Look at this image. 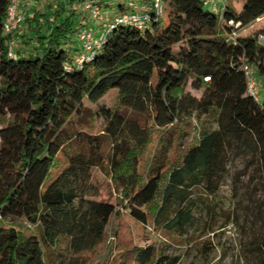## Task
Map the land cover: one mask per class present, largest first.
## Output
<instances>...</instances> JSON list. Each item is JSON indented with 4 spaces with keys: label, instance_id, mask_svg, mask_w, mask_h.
Here are the masks:
<instances>
[{
    "label": "trees",
    "instance_id": "1",
    "mask_svg": "<svg viewBox=\"0 0 264 264\" xmlns=\"http://www.w3.org/2000/svg\"><path fill=\"white\" fill-rule=\"evenodd\" d=\"M79 1L34 10L29 52L11 56L18 31L3 32L11 0H0V264H47L43 248L60 237L76 255L102 243L119 214L87 197L103 163L134 220L185 238L199 208L205 232L219 215L230 221L220 187L232 155L249 158L264 182V101L247 94L242 70L253 64L264 75V0H241L238 10L226 1L221 16L202 0H163L164 29V12L143 29L118 25L78 64L73 38L85 23L68 5ZM102 1L110 18L122 10ZM111 92L112 108L103 101ZM209 115L216 127L201 131ZM92 118L100 134L82 130ZM258 246L264 256V234ZM118 255L113 264L180 260L154 244Z\"/></svg>",
    "mask_w": 264,
    "mask_h": 264
},
{
    "label": "rangeland",
    "instance_id": "2",
    "mask_svg": "<svg viewBox=\"0 0 264 264\" xmlns=\"http://www.w3.org/2000/svg\"><path fill=\"white\" fill-rule=\"evenodd\" d=\"M24 1L26 0L21 1L23 4L20 9L25 18L30 20L34 17V10L45 11L47 7L56 9L61 3V0ZM104 1L116 5V0ZM227 2L235 10L240 9L241 0H227ZM204 9L210 11L208 6H204ZM72 11L79 12L74 9ZM78 19L86 23L84 27L87 29L97 25V33H101L102 25L98 23L94 25L87 13L80 14L79 12ZM167 23L168 15L167 12H164L160 20V29H164ZM30 24L25 19L17 30L15 50L22 54L29 52L30 47L27 42L30 41L32 35ZM73 41V47L78 51L81 50V44L76 40V37L73 38ZM255 80L257 84L256 96L262 102L264 101V75H256ZM190 91L197 94L195 90ZM116 100L114 92L103 98L104 103L111 108L116 105ZM127 115L138 122L145 121V116L133 112H128ZM4 123V119L0 118V127ZM100 123L101 120L92 118L89 121V126L81 129L89 133L100 134L102 131ZM119 125L120 122L115 121V126L119 127ZM198 127L201 131L208 130L216 127V123L214 118L209 115L202 118ZM109 177L105 163L101 167L93 168L92 183L94 187L87 195L88 198L110 200L117 205L119 214L111 219L103 242L93 250L76 255L69 250L68 239L60 237L54 246L43 248L47 264H113L115 259L120 258L118 253L148 244H154L158 249H164L170 255L179 256L178 264H264V256L258 246L261 236L264 234V182L258 173L249 167V158L232 155L222 177L220 198L223 209L232 212L230 221L225 223V217L219 215L216 223L212 224L213 229L205 232L206 226L202 225L206 219L205 211L199 208L194 212L196 221L185 230L186 238L166 233L152 224H146L143 227L141 223L134 220L131 215L138 218L133 214V210L125 211L123 206L117 204L122 201V197L120 194L112 192ZM134 210H137L135 213L144 214L143 207H134ZM220 211L222 210L219 209L218 212L220 213ZM223 224H225L224 227Z\"/></svg>",
    "mask_w": 264,
    "mask_h": 264
},
{
    "label": "built area",
    "instance_id": "3",
    "mask_svg": "<svg viewBox=\"0 0 264 264\" xmlns=\"http://www.w3.org/2000/svg\"><path fill=\"white\" fill-rule=\"evenodd\" d=\"M22 0H11L3 22V32L13 33L18 30V27L24 22L25 16L21 12ZM227 0H202L203 4L207 5L211 11L219 16L224 9V4ZM24 2H28L27 0ZM116 5L121 6L120 12L114 13L110 18L111 11L105 7L102 0H83L77 3L69 4L68 7L72 10H78L81 13H87L88 18L95 24L102 25V31L97 36V25L91 29L84 26L78 31L77 38L81 43L82 54L77 59L80 64L84 60H89L93 50L98 49L104 41V36L118 25H129L138 29H143L150 24L151 19L158 18L164 12L163 0H116ZM258 42L264 45V35H260ZM8 54L15 55L16 39H9ZM242 70L246 81V92L248 95L257 99L256 96V80L255 66L253 64L243 63ZM207 79V78H205Z\"/></svg>",
    "mask_w": 264,
    "mask_h": 264
},
{
    "label": "crops",
    "instance_id": "4",
    "mask_svg": "<svg viewBox=\"0 0 264 264\" xmlns=\"http://www.w3.org/2000/svg\"><path fill=\"white\" fill-rule=\"evenodd\" d=\"M86 24V23H85Z\"/></svg>",
    "mask_w": 264,
    "mask_h": 264
}]
</instances>
